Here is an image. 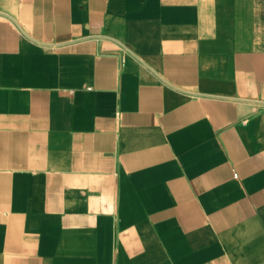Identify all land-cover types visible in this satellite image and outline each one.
Returning a JSON list of instances; mask_svg holds the SVG:
<instances>
[{"label": "crops", "instance_id": "1", "mask_svg": "<svg viewBox=\"0 0 264 264\" xmlns=\"http://www.w3.org/2000/svg\"><path fill=\"white\" fill-rule=\"evenodd\" d=\"M0 264H264V0H0Z\"/></svg>", "mask_w": 264, "mask_h": 264}]
</instances>
